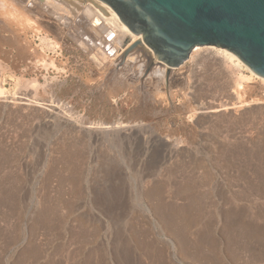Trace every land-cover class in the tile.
<instances>
[{
  "label": "rangeland",
  "instance_id": "1",
  "mask_svg": "<svg viewBox=\"0 0 264 264\" xmlns=\"http://www.w3.org/2000/svg\"><path fill=\"white\" fill-rule=\"evenodd\" d=\"M3 5L0 264H264L263 81L245 80L249 73L244 68L233 75V66H221L219 57L214 64L201 57L166 73L170 79H184L186 92H192L186 94H195L194 100L186 99L180 88H170L167 81L157 92L140 82L135 90L111 94V86L102 81L116 75L112 65L122 66L133 42L121 50V64H111L114 57H108L104 46L89 55L67 35L51 36L60 48L44 50L25 22L39 10L22 16L10 3ZM199 74L203 76L195 85L201 90L198 95L191 81ZM16 79L35 80L40 86L24 87ZM236 81L239 101L249 104L240 108L247 114L239 108L215 114L202 109L238 103L229 90ZM34 90L46 97L39 101L43 108L38 106L46 109L45 118L28 112L25 100L34 97ZM192 111L200 118L191 117ZM119 125L128 131L110 130ZM147 193L154 200L160 197L161 205L159 198L154 202ZM178 207L182 216H177ZM184 209L192 212L191 218L188 213L184 217ZM165 216L174 227L188 221V229L181 227L184 223L175 232L168 221L163 225ZM182 230L185 238H180Z\"/></svg>",
  "mask_w": 264,
  "mask_h": 264
},
{
  "label": "bare ground",
  "instance_id": "2",
  "mask_svg": "<svg viewBox=\"0 0 264 264\" xmlns=\"http://www.w3.org/2000/svg\"><path fill=\"white\" fill-rule=\"evenodd\" d=\"M10 3L11 5H12V7L15 9V11H18V13L20 14V15H22L23 13L24 14H28V15H26V16H29V15H31L35 10H39V12H37V13H39V14H36L35 12L31 15V16H33L34 17V19L33 20H30L31 18V16H29V20H28V17H26L27 18V20L25 21L26 22V25H27V27H29V28H31L32 30H34L35 32H36V34L38 35V37H39V40H40V45L42 46V48L45 50V48H47V49H49V50H51V51H53V50H55L57 47L58 48H60L59 47V45L55 42V41H53L52 39H51V36H54L56 39H61L62 37H63V35H67V36H69V37H71V38H73L76 42H77V44L80 46L79 48L81 49H83L87 54H89V55H95L96 54V52H98V49H100L101 47H103L104 46V49L105 50H107V52H110L109 54H107L108 55V57L109 56H111V55H113V57H114V59L112 58V56L111 57H109L110 59H111V64L113 63V64H119L121 61H122V57H121V55H120V52H121V50L122 49H124V47H125V45L126 44H128V43H131V42H135V41H137V40H139L140 39V36H137V35H135V34H133L132 32H130L129 31V29L120 21V19L118 18V16L116 15V13L107 5V4H105V3H99L97 0H0V5H3L4 3ZM6 5V4H5ZM4 6V5H3ZM22 13V14H21ZM22 15V16H25V15ZM25 18V19H26ZM22 19V18H21ZM57 41V40H56ZM75 42V43H76ZM67 44V43H66ZM83 51V52H84ZM105 53V52H104ZM56 55V54H55ZM88 55V56H89ZM105 57H106V55H105ZM108 57H107V59L106 60H109L110 61V59H108ZM201 57H203L202 59H203V61L205 62H209V63H215L216 61H217V57H219L218 58V60L220 61V63H218V62H216V63H218V64H220L221 66L222 65H224V63H225V65L227 64V65H231V66H233V75H235V73L236 72H238L239 71V69H241V68H244L248 73H249V76L248 77H246V79L245 78H242V77H240L239 79H245V80H250V79H253V78H257L258 76H256L249 68H247L242 62H241V60L240 59H238L234 54H232L231 52H229V51H227V50H225V49H222V48H218V47H215V46H197V47H195L193 50H192V52H191V54H190V57H189V61H192V62H195V63H197L196 62V60H198V58L200 59ZM151 58H152V56H151V53H150V51L149 50H146L144 47H142V46H136V48L133 50V51H131V53H130V55L128 56V58H126V60H124V62H123V64H122V66L121 67H118V66H115V65H112V67H113V69H115V71L117 72L116 73V75H118V76H116V75H114L113 77L110 75L109 77L107 76V75H105V74H103V75H101V76H104V77H108V78H104V80H103V78L101 79V80H103L102 81V83H104V84H106V83H108V85H109V87H110V92H111V94H116L117 93V91L120 89V91L123 89V88H125V89H127L128 90V88H133L134 90L136 89V86H137V84L138 83H147L148 85H150V86H153L154 87V90L157 92L158 90H159V88H160V86L161 85H163L164 86V84H165V81H167V83H168V85H169V87L171 88V87H178V89L180 88V91L179 92H181V91H184V93L182 94V95H184L185 97H187L186 99H191V100H194V99H196L195 98V94H186V93H192V92H186L187 91V87H185V81H184V79H182L181 77H176V76H174V78H171L170 79V77L168 78V76L166 75V73H167V71H168V69H167V67L165 66V65H163V64H160V63H155L154 64V67L153 68H151V66H152V61H151ZM104 60H105V58H104ZM105 60V61H106ZM199 61H201V59L199 60ZM43 63V62H42ZM213 63V64H214ZM221 63H223V64H221ZM46 64V63H45ZM52 64V63H51ZM109 64V67L111 66V64L110 63H108ZM121 64V63H120ZM48 65V64H47ZM53 65V64H52ZM209 65V64H208ZM220 65H219V67H220ZM54 66V65H53ZM214 66V65H213ZM230 66V67H231ZM41 67H43V66H41ZM111 67V68H112ZM200 67V66H199ZM217 67V66H216ZM203 68V67H202ZM207 68H209L208 66H207ZM214 68V67H213ZM210 69V68H209ZM217 69V68H216ZM219 69V68H218ZM202 70H204V69H202ZM205 72H206V69L204 70ZM203 71V72H204ZM213 71H215V70H213ZM232 71V70H231ZM202 73V72H201ZM209 73H211L210 71H209ZM208 73V74H209ZM214 73V72H213ZM221 73V72H220ZM107 74V73H106ZM212 74V73H211ZM215 74V73H214ZM222 74V73H221ZM220 74V75H221ZM232 74V73H231ZM205 75V74H204ZM118 77V78H116V77ZM202 76L203 75H201V74H199V75H197V76H193V78H192V81H191V79H189V81H191L192 82V85L194 86V90L196 89V88H198V87H195V85H196V83L198 82V80H200L201 78H202ZM212 76V75H211ZM205 78L207 77L206 75L204 76ZM231 77V76H230ZM101 78V77H100ZM114 78H116L117 80L114 82L113 80H114ZM208 78V77H207ZM207 78H206V82H207ZM220 78V77H219ZM219 78H218V80H219ZM261 81H263L264 82V79L263 78H260V77H258ZM170 79V80H169ZM210 79V78H209ZM208 79V80H209ZM216 79V78H215ZM221 79V78H220ZM17 80V83H20V84H22V85H24V87H25V85L26 86H32L33 88H35L34 86H36V87H38L39 88V86L40 85H38L37 83H36V81L35 80H32V81H23V82H20L19 81V79H16ZM188 81V82H189ZM217 81V80H216ZM209 82H211V84L213 83L214 84V82H212V81H209ZM234 82V81H233ZM208 83V82H207ZM216 84V83H215ZM139 85V84H138ZM221 85V84H220ZM220 85H218V87H220ZM223 85V84H222ZM233 85V84H232ZM232 85H229V86H232ZM197 86H199V85H197ZM209 86L211 87V85L209 84ZM208 86V87H209ZM225 86V85H224ZM223 86V87H224ZM107 87V86H106ZM215 87H217V86H215ZM227 88L226 89H229L228 88V86H226ZM43 88V87H42ZM41 88V90H44V89H42ZM138 88V87H137ZM140 88V87H139ZM138 88V89H139ZM147 88V87H146ZM233 88V89H232ZM231 89H229V90H231L235 95V97H236V100L237 101H239V97H240V95H239V93L240 92H238V89L240 88V81H236L235 82V84H234V87H232ZM148 89V88H147ZM173 89V88H172ZM177 89V88H176ZM189 89H192L193 90V88H189ZM210 89H212V88H210ZM216 89V88H215ZM225 89V90H226ZM37 90V89H36ZM36 90H34V92L36 91ZM169 90V89H168ZM199 90V91H198ZM200 89L198 88L197 89V92H199V93H197V92H195V93H197L198 95L199 94H201L200 93ZM218 91V90H217ZM194 92V91H193ZM213 92H216L215 90L213 91ZM229 92V91H228ZM231 92V93H232ZM208 93V92H207ZM210 93V92H209ZM220 93H224V92H221L220 91ZM226 93V92H225ZM3 94H5V91L3 90V88H1L0 87V95H3ZM44 94V93H43ZM158 94H159V92H158ZM33 95V94H32ZM40 96H38V91L37 92H35V94H34V100H33V98L31 99V97L29 98L28 96H26V95H24L25 97H28V99H26L25 101H28L27 102V106H30V109H28V110H30V111H28V112H31V111H33V112H35V114H36V117H42V118H45V115H47L44 111H46V109L45 110H43V109H41L40 107H39V109H38V106L39 105H41L40 103L42 102L43 103V101H41V100H44L45 98L43 97V98H41V94H39ZM160 96H162V95H160ZM207 96V95H206ZM221 96V95H220ZM231 96V95H230ZM183 97V96H182ZM164 98V97H163ZM170 98V97H169ZM185 99V98H184ZM197 99H198V97H197ZM33 100V101H32ZM162 100V99H161ZM39 101H41V102H39ZM183 101H185L184 103L185 104H188L189 102H187L186 100H183ZM190 101V100H189ZM201 101V100H200ZM195 102V101H194ZM248 102V101H247ZM253 101H251L250 103H252ZM237 102H232V104H230V107L227 105V103H221V104H217L218 105V108H216L215 107V109H212L213 107L211 106H209V107H204V108H202V109H207L206 111H208V112H210V113H218L219 111H223L224 113L226 112V111H228V110H231V109H233V108H235V109H237V108H239V111H241L242 109H240V108H242V107H244L247 103H243L242 101H239L237 104H236ZM255 103V102H254ZM209 104V103H208ZM208 104H206V105H208ZM248 105V107H249V104H247ZM246 105V106H247ZM186 106H188V105H186ZM32 107V108H31ZM41 107H42V105H41ZM46 107V106H45ZM200 107H201V105H200ZM264 106H262V108H263ZM43 108V107H42ZM252 108V107H251ZM258 109L257 107H254L253 109ZM41 109V110H40ZM201 109V108H200ZM245 109V108H244ZM260 109V108H259ZM25 110V109H24ZM43 110V111H42ZM204 110V111H205ZM247 110H248V108H247ZM251 110V109H250ZM68 111V110H67ZM70 111V110H69ZM72 111V110H71ZM70 111V112H71ZM198 111V110H197ZM239 111H237V112H239ZM256 111V110H255ZM259 111V110H258ZM49 112V111H48ZM201 112V111H200ZM242 112V115L244 114H247V112L246 111H244V112H246V113H243V111H241ZM250 112H252V110L250 111ZM189 113H192L191 114V117H193L194 115V113H196V112H194V111H192V112H189ZM222 113V112H221ZM234 113V112H233ZM233 113H231V114H233ZM196 115V114H195ZM201 115H202V113H201ZM205 115H210V114H206V112H205ZM218 115V114H217ZM224 116L226 115V114H223ZM223 115H221V116H223ZM253 115V114H252ZM197 116V115H196ZM196 116H194V117H196ZM204 116V115H203ZM227 116H229V114H227ZM69 117H70V115H69ZM190 117V116H189ZM190 117V118H191ZM197 117H199L200 118V116H197ZM226 117V116H225ZM263 116H261V118H262ZM67 118V117H66ZM71 118V117H70ZM198 118V119H199ZM243 120H245L244 118H247V117H241ZM39 119V118H38ZM256 119V118H255ZM264 119V118H263ZM40 120V119H39ZM67 120V119H66ZM72 120V119H71ZM83 120V119H82ZM66 122V121H65ZM260 123V122H259ZM81 124V123H80ZM117 126V125H116ZM115 126V128H114V126L113 127H111V131H115V132H123V131H125L126 129H124V128H122L123 126H118V127H116ZM126 126V125H125ZM126 128H127V126H126ZM71 129V128H70ZM69 129V130H70ZM83 130V129H82ZM126 131H128V130H126ZM72 132V131H71ZM74 132V131H73ZM120 134V133H119ZM62 136H63V134H62ZM65 136V135H64ZM75 136H77V135H75ZM72 138V140H73V136H71ZM69 138V137H68ZM70 139V138H69ZM61 142V141H60ZM68 143V142H67ZM62 144V143H61ZM70 144V143H69ZM76 144H78L77 142H76ZM66 145V144H65ZM65 145L63 146V148L65 147ZM74 144H72V146H73ZM69 147H71V145H69ZM68 147V148H69ZM59 148H60V146H59ZM72 148V147H71ZM64 149H66V148H64ZM73 149H74V147H73ZM67 150V149H66ZM66 150H64V151H66ZM2 150H0V152H1ZM64 151H63V153H64ZM76 152V151H75ZM6 153V152H5ZM66 153V152H65ZM69 152H67V154H68ZM1 154V153H0ZM63 155L64 157H69V155ZM2 155H4V154H1L0 156V158H2V157H4V156H2ZM74 155V156H73ZM75 155H77L76 153L74 154H72V157H76L75 159H77V156H75ZM79 155V154H78ZM9 157H12V156H9ZM58 157H59V155H58ZM64 157H62V158H64ZM68 157H67V160L66 161H68V164H69V162H70V159H68ZM81 157V156H80ZM79 158V157H78ZM81 159V158H80ZM1 161V160H0ZM63 161H64V159H63ZM79 161V160H78ZM3 162H5V161H3ZM7 162V161H6ZM72 162V161H71ZM61 163V162H60ZM78 163V162H77ZM68 164H66V166H70V165H68ZM80 164V163H79ZM63 165V164H62ZM65 166V169L67 168ZM74 166H76V163L74 164ZM71 167H72V169H74V167L72 166V164H71ZM78 167V166H77ZM71 169V168H70ZM77 170H74V173H75V171H76V173L78 172V168H76ZM80 169V168H79ZM69 170V169H68ZM67 171V170H66ZM65 171V172H66ZM69 172V171H68ZM71 172V171H70ZM69 172V173H70ZM66 174V173H65ZM73 173L71 172V175H72ZM69 176V175H68ZM73 176H79V174L78 175H75V174H73ZM189 176V175H188ZM206 176V175H205ZM59 177V176H58ZM13 178V177H12ZM65 178V177H64ZM69 179H70V176H69ZM193 179V178H192ZM68 180V179H67ZM75 180H77L76 179V177H75ZM18 181V180H17ZM59 181H61V180H59ZM58 181V182H59ZM63 181V180H62ZM64 181H66V180H64ZM70 181V183H71V181L72 180H69ZM14 182V181H13ZM73 182H74V179H73ZM76 182H78V181H76ZM12 182L10 181V184H11ZM61 183V182H60ZM69 183V184H70ZM184 183V182H183ZM182 183V184H183ZM188 183H190V182H188ZM15 184V183H14ZM13 184V185H14ZM68 184V185H69ZM77 184V183H76ZM157 184V183H156ZM8 185V184H7ZM71 185V184H70ZM160 185V184H159ZM185 185H187V183L185 184ZM72 186H75L74 187V189H73V191H78V189H76L75 190V188H77L76 187V185H75V183H73L72 184ZM152 186V185H151ZM1 187V186H0ZM5 187V186H4ZM179 187V186H178ZM2 188V187H1ZM9 188V187H8ZM73 188V187H72ZM181 188V187H180ZM184 188V187H183ZM177 189V188H176ZM182 189V188H181ZM195 189V188H194ZM148 190V189H147ZM185 190H187V193L189 194V189H185ZM185 190H183V192H185ZM189 190V191H188ZM2 191H3V189H2ZM1 191V192H2ZM177 191H178V189H177ZM152 192V191H151ZM150 191L148 192L149 194L151 193ZM158 191H156L155 190V192L153 191V193H157ZM74 193V192H73ZM148 193H147V195H148ZM159 193V192H158ZM162 193V192H161ZM177 193V192H176ZM182 193V192H181ZM186 193V194H187ZM72 194V193H71ZM80 194V193H79ZM160 194V193H159ZM191 194V193H190ZM158 195V194H157ZM153 196H154V194H153ZM152 196V197H153ZM179 196V195H178ZM162 197V196H161ZM201 197H203V196H201ZM10 198V197H9ZM14 198V197H13ZM146 198H147V196H146ZM148 198L149 199H153L154 200V198H151L149 195H148ZM156 198V197H155ZM157 198H159V200H161L160 199V197H157ZM157 198L155 199L156 200V202H157ZM190 198V197H189ZM189 198L187 199V200H189ZM191 198H194V197H191ZM199 199H197L196 200V202L197 203H199L202 199L200 198V197H198ZM195 199V198H194ZM194 199H193V201H194ZM10 200H12V199H10ZM9 200V201H10ZM14 200V199H13ZM48 200V199H47ZM150 200V202H152ZM155 200H154V202H155ZM158 200V201H159ZM192 200L191 201H189L190 203L191 202H193ZM199 201V202H198ZM163 201L161 200V202H160V205H161V203H162ZM196 202H195V204H190V203H188V205H192L191 206V209L192 208H194L193 206L195 205V207H196ZM158 203V202H157ZM15 204V203H14ZM154 205H156L155 206V208L157 207V204H155V203H153ZM44 205V204H43ZM159 205V207L158 208H160V210H161V208H162V206H160ZM163 205V207H164V204H162ZM187 205V206H188ZM200 205V204H199ZM198 205V206H199ZM171 206V205H170ZM154 207V206H153ZM190 207V206H189ZM154 208V209H155ZM157 208V209H158ZM179 208V207H178ZM188 208V207H187ZM198 208V207H197ZM47 209H49V208H47ZM186 209V208H185ZM184 209V214L186 215H184V217H187V214L186 213H188V212H186V210ZM190 209V208H189ZM189 209H188V211H189ZM190 209V210H191ZM196 209V208H195ZM199 209V208H198ZM197 209V210H198ZM156 210V209H155ZM160 210L159 211H155V212H160ZM163 210H166V209H163ZM172 210V209H171ZM179 210H180V214H177V213H179L178 212V210L176 209V213H175V215L177 214V216H179V215H181V210H182V208H179ZM197 210H195V212L197 211ZM199 210H201V208L199 209ZM198 210V211H199ZM51 211H53V210H51ZM54 211H56V210H54ZM161 212H162V210H161ZM160 212V213H161ZM164 212V211H163ZM162 212V213H163ZM171 212V211H170ZM169 211H168V213H166L167 215H169V213H170ZM183 212V211H182ZM190 212V211H189ZM194 212V213H195ZM50 213H52V212H50ZM160 213H157V214H160ZM161 213V214H162ZM200 212H198L197 214H199ZM189 215H190V218H191V215H192V212H191V214L190 213H188ZM38 215H40V214H38ZM45 215V214H44ZM172 215L174 216V213L172 212ZM194 215H196V214H194ZM193 215V216H194ZM46 216V215H45ZM159 216V215H158ZM164 215L162 214L161 215V217H163ZM176 216V217H177ZM182 216V215H181ZM192 216V217H193ZM198 216V215H197ZM197 216H195V217H197ZM161 217L159 218V219H161ZM167 216H165L164 218H162V219H165ZM170 217H172V216H170ZM43 218H45V217H43ZM54 218V217H53ZM168 218V217H167ZM166 218V219H167ZM173 218V217H172ZM189 218V219H190ZM194 218V217H193ZM41 219H42V216H41ZM49 219V218H48ZM55 219V218H54ZM165 219V221L163 222V225L165 224V222H166V224L165 225H167V221L168 220H166ZM173 219H175V217L173 218ZM178 219V221H179V218H177ZM182 219H184V218H182ZM187 219V218H186ZM189 219H187V220H189ZM45 220V219H44ZM44 220H42V222L44 221ZM51 220V219H50ZM192 220V219H191ZM46 221V220H45ZM170 221V222H169ZM168 221V223L170 224L171 222H173V221H171V220H169ZM193 221V220H192ZM191 221V222H192ZM196 220L194 219V222H195ZM49 222V223H48ZM47 223H48V225L49 224H51V222L52 221H48ZM54 222V221H53ZM44 223H46V222H44ZM174 223V222H173ZM175 223H176V221H175ZM178 223V222H177ZM181 223H183V222H181ZM184 223H186V222H184ZM183 223V224H184ZM187 223H188V221H187ZM187 223L185 224V226H181V225H183V224H179L181 227H186V225H187ZM168 224V225H169ZM47 225V226H48ZM167 225V226H168ZM179 225L178 226H176V227H174V225L173 226H171V224H170V226L171 227H173V229H174V231H175V228H177V227H179ZM187 226H189V225H187ZM166 227V226H165ZM180 227V228H181ZM187 228V227H186ZM186 228H184L185 230H187ZM171 229V228H170ZM169 229V230H170ZM178 230H181V229H178ZM171 232H173V231H171ZM175 232H177V230L175 231ZM179 232V231H178ZM183 232H184V234H185V232L186 231H183L182 230V233H181V231H180V238H185V236H183V237H181V235H184L183 234ZM175 234H177V233H175ZM174 235V234H173ZM179 236V235H178ZM176 237V236H175ZM180 238H178V239H180ZM177 239V240H178ZM182 241V243H183V239L181 240ZM180 244H182L181 242H179ZM184 244V243H183ZM183 246V245H182ZM184 250H186V249H184ZM184 250H182V252H184ZM187 252V251H186ZM185 252V253H186ZM33 256H34V254H33Z\"/></svg>",
  "mask_w": 264,
  "mask_h": 264
},
{
  "label": "water",
  "instance_id": "3",
  "mask_svg": "<svg viewBox=\"0 0 264 264\" xmlns=\"http://www.w3.org/2000/svg\"><path fill=\"white\" fill-rule=\"evenodd\" d=\"M107 4L140 39L151 63L168 70L184 64L197 46L234 54L264 79V0H97Z\"/></svg>",
  "mask_w": 264,
  "mask_h": 264
}]
</instances>
